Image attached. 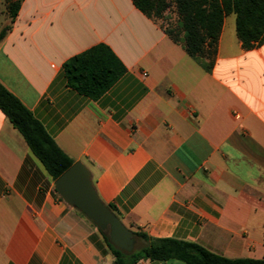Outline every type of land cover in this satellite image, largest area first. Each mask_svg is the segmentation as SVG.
Masks as SVG:
<instances>
[{
  "label": "crops",
  "instance_id": "0c3cea01",
  "mask_svg": "<svg viewBox=\"0 0 264 264\" xmlns=\"http://www.w3.org/2000/svg\"><path fill=\"white\" fill-rule=\"evenodd\" d=\"M98 44L125 72L92 100L63 64ZM0 85L129 230L264 259V44L244 50L233 15L206 72L130 0H23L0 41ZM0 264H112L1 112Z\"/></svg>",
  "mask_w": 264,
  "mask_h": 264
},
{
  "label": "trees",
  "instance_id": "16d2710c",
  "mask_svg": "<svg viewBox=\"0 0 264 264\" xmlns=\"http://www.w3.org/2000/svg\"><path fill=\"white\" fill-rule=\"evenodd\" d=\"M1 1L8 24L0 30V41L10 30L23 0ZM130 1L138 11L152 20H162L167 9L173 6L177 17L176 25L174 27L163 25L162 29L174 44L179 45L186 55L195 60L206 72H210L213 66L222 22L228 15L234 16L236 37L244 50L264 44V0ZM63 69L67 85L92 100L99 98L125 72L122 64L103 44L70 58L63 64ZM0 112L20 134L32 155L53 181L74 164L33 119L29 111L2 85ZM107 207L117 217L114 209L111 206ZM78 212L86 218L80 211ZM97 231L112 257V264H139L141 261L161 263L176 261L182 264H264V259H229L194 242L170 238L154 239L133 230L130 231L135 240L134 249L127 253L110 243L107 231L98 229ZM136 244H139L138 248Z\"/></svg>",
  "mask_w": 264,
  "mask_h": 264
},
{
  "label": "water",
  "instance_id": "95a60500",
  "mask_svg": "<svg viewBox=\"0 0 264 264\" xmlns=\"http://www.w3.org/2000/svg\"><path fill=\"white\" fill-rule=\"evenodd\" d=\"M54 189L68 206L80 211L100 231H107L110 243L124 252L134 249L132 232L98 198L88 168L74 163L54 181Z\"/></svg>",
  "mask_w": 264,
  "mask_h": 264
},
{
  "label": "rangeland",
  "instance_id": "374dc122",
  "mask_svg": "<svg viewBox=\"0 0 264 264\" xmlns=\"http://www.w3.org/2000/svg\"><path fill=\"white\" fill-rule=\"evenodd\" d=\"M161 25L168 26V27H174L177 22V17L174 12L173 6H170L167 11L164 13V17L162 20H159ZM130 229V228H128ZM139 244H136V248H138Z\"/></svg>",
  "mask_w": 264,
  "mask_h": 264
}]
</instances>
